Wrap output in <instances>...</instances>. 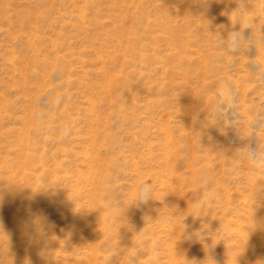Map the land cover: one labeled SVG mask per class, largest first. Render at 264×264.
Segmentation results:
<instances>
[{
    "label": "rangeland",
    "instance_id": "rangeland-1",
    "mask_svg": "<svg viewBox=\"0 0 264 264\" xmlns=\"http://www.w3.org/2000/svg\"><path fill=\"white\" fill-rule=\"evenodd\" d=\"M235 7L0 0V264H126L145 215L162 264L264 261V177L234 162L264 124V32L229 52ZM201 170L219 195L184 223L222 233L186 240ZM141 185L153 200L137 207Z\"/></svg>",
    "mask_w": 264,
    "mask_h": 264
},
{
    "label": "clouds",
    "instance_id": "clouds-1",
    "mask_svg": "<svg viewBox=\"0 0 264 264\" xmlns=\"http://www.w3.org/2000/svg\"><path fill=\"white\" fill-rule=\"evenodd\" d=\"M233 2L236 4V7L229 14V18L234 26L239 25V29L229 32L226 40L229 52L235 54L244 50L245 45H247V50L254 45L255 32L257 29L264 32V24L260 23L262 17L257 14L260 0H233ZM246 31L250 32V35L247 37L245 36ZM220 88L222 94H228L231 86L225 81L221 82ZM59 103V98L53 99L49 97L44 99L40 104V114L42 115L50 107H59ZM252 127L256 129V131H253L250 137L244 138L248 140V143L238 149V152L234 157V162L247 167L252 173H259L260 176L264 177V138L257 134V131L264 128V124H258L254 121ZM253 143H255V147L252 146ZM195 183L197 187L191 201V209L189 210L186 208L183 212H179V215L187 213L182 220V238L186 240L195 239L201 241L202 238L204 240L205 237H211V235L206 233L220 236L222 233L221 229H217L215 232H209L203 228L197 232L187 231L189 226L184 223L185 219L188 216L193 217V219L209 216L211 205L216 202V197L219 195L218 190L213 186L212 181L207 174V170H201L197 174ZM149 200H153L151 186L141 185L134 206L139 207L140 205H145ZM177 217V213H169L162 217L161 221L172 227H176ZM144 221V228L137 233L136 240L132 242L131 247H129L130 251L127 252L126 264H162L160 248L152 243L154 238V232L152 229L156 223V219L153 220L150 216L145 215ZM220 241H223V239L219 240V242ZM241 255L242 253L236 257L237 264H239L238 258ZM149 257H151V259H148ZM209 257L212 264H217L210 255L206 256L205 260L209 259ZM185 260L193 261L194 264H197V261L195 260H188L186 257ZM201 262L202 261H200L199 264H201ZM260 262L261 264H264V261Z\"/></svg>",
    "mask_w": 264,
    "mask_h": 264
}]
</instances>
